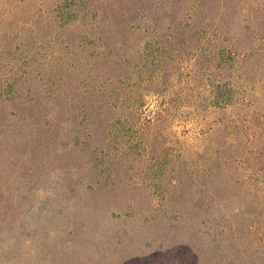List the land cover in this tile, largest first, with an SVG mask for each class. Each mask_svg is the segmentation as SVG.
I'll list each match as a JSON object with an SVG mask.
<instances>
[{
	"label": "rangeland",
	"instance_id": "rangeland-1",
	"mask_svg": "<svg viewBox=\"0 0 264 264\" xmlns=\"http://www.w3.org/2000/svg\"><path fill=\"white\" fill-rule=\"evenodd\" d=\"M0 264H264V0H0Z\"/></svg>",
	"mask_w": 264,
	"mask_h": 264
}]
</instances>
